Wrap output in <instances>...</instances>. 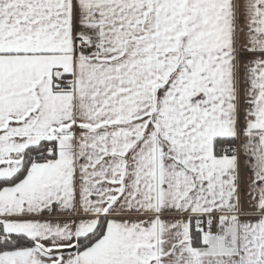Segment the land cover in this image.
<instances>
[{"label": "snow or ice", "instance_id": "obj_1", "mask_svg": "<svg viewBox=\"0 0 264 264\" xmlns=\"http://www.w3.org/2000/svg\"><path fill=\"white\" fill-rule=\"evenodd\" d=\"M0 264H264V0H0Z\"/></svg>", "mask_w": 264, "mask_h": 264}]
</instances>
